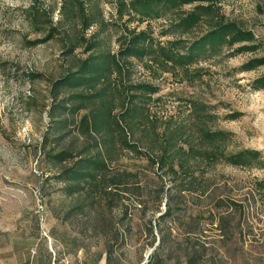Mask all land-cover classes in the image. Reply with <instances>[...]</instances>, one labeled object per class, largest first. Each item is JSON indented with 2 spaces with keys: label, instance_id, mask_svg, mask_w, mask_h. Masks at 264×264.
Wrapping results in <instances>:
<instances>
[{
  "label": "rangeland",
  "instance_id": "rangeland-1",
  "mask_svg": "<svg viewBox=\"0 0 264 264\" xmlns=\"http://www.w3.org/2000/svg\"><path fill=\"white\" fill-rule=\"evenodd\" d=\"M63 1L0 0V249L7 244L15 249L22 232H35L23 228L66 223V232L81 244L109 251L110 264H147L150 259L154 264L158 258L164 264H264V190L257 186L264 181V168L187 158V172L174 175L147 157H156L174 134V148L201 147L193 105H203L212 116L207 127L231 133L226 153L249 149L264 158V90L250 87L264 67L235 71L260 53L199 63L189 68L187 78L176 72L155 79L153 72L131 60L123 76L110 78L115 113L123 88L139 83L158 87V93L144 98L148 118L127 129V140L140 154L124 149L116 139L109 152H103L107 168L99 179L67 195L68 183L58 176L73 162L55 165L47 152L69 150L77 156L100 137L81 136L83 110L73 124L53 135L62 137L58 142L48 139L44 144L52 125L50 108L73 92L55 97L52 83L87 57L83 45L65 53V28L54 39L33 44L46 33L35 28L40 19L35 20L32 7L56 22ZM113 4L96 1L95 9L107 24L92 27L84 38L98 34L104 50L116 53L119 32L113 24ZM219 6L228 19L252 31L264 50V0H223ZM162 25L164 21L149 24L155 34ZM232 113L238 118L226 120ZM85 156L88 153L80 157Z\"/></svg>",
  "mask_w": 264,
  "mask_h": 264
},
{
  "label": "trees",
  "instance_id": "trees-1",
  "mask_svg": "<svg viewBox=\"0 0 264 264\" xmlns=\"http://www.w3.org/2000/svg\"><path fill=\"white\" fill-rule=\"evenodd\" d=\"M97 0H64L61 4L60 19L53 22L51 14L34 7V18L40 19L35 28L39 33H46L43 39L33 41L40 44L54 39L61 28L67 31L66 54H71L83 45L84 59L77 60L69 71L58 81L52 83L55 97L64 91H73L61 103L50 108L52 125L43 136L44 144L50 140L59 141L62 137H53L64 130L81 111L78 121L81 136L93 137L96 141L87 150L75 156L69 150L47 152V159L55 165L72 161V165L63 168L58 179L68 183L67 195L79 193L82 184L96 182L107 168L103 152L108 153L116 139L124 149L140 154L138 149L127 140L130 126H135L147 117L144 98L158 93V87L149 83L129 85L122 89L124 93L119 101V112L115 99L110 94L112 75L123 76L127 65L135 60L148 72H153L155 79L164 73L180 72L188 77L189 68L212 59H228L245 53H260L235 69L251 72L264 67V50L255 34L236 21L228 19L219 4L223 0H114L113 24H117L118 49L116 53L106 52L98 34L85 39V33L92 27L107 24L100 12L95 9ZM164 21L157 34L151 29V22ZM135 23V27L129 25ZM142 24L146 27L140 29ZM250 87L253 91L264 90V74L254 79ZM75 92V93H74ZM196 111L198 140L201 147L188 145L175 147V134L162 145L156 157L147 156L152 165L167 168L177 175L187 172L185 159L198 158L214 164H224L233 168L263 169L264 158L260 151L243 149L226 153V145L231 141V133L212 131L207 127V119L212 118L203 105H193ZM235 114L226 116L234 121ZM206 146V147H204ZM88 156L81 158L82 154ZM78 157V159H76ZM104 176V175H103ZM258 190H264V181L258 183ZM219 204V203H217ZM109 251L106 260H109ZM109 262V261H108ZM147 264H151V259ZM154 264H164L159 258Z\"/></svg>",
  "mask_w": 264,
  "mask_h": 264
},
{
  "label": "crops",
  "instance_id": "crops-1",
  "mask_svg": "<svg viewBox=\"0 0 264 264\" xmlns=\"http://www.w3.org/2000/svg\"><path fill=\"white\" fill-rule=\"evenodd\" d=\"M66 223L35 224L23 228L35 230L33 233L22 232L12 244L1 246L0 264H110L106 252L92 245H83L72 238L66 231ZM46 230L47 237L42 231Z\"/></svg>",
  "mask_w": 264,
  "mask_h": 264
}]
</instances>
